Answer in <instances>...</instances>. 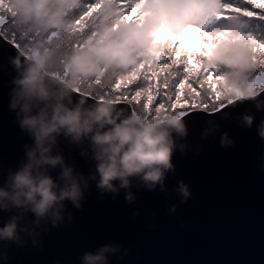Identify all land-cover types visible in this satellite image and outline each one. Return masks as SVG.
Here are the masks:
<instances>
[{
	"label": "clouds",
	"instance_id": "1",
	"mask_svg": "<svg viewBox=\"0 0 264 264\" xmlns=\"http://www.w3.org/2000/svg\"><path fill=\"white\" fill-rule=\"evenodd\" d=\"M219 7V0H140L139 18L125 21L114 6L105 5L93 26L77 33L73 21L81 0H5L0 8L24 37L22 52L9 60L15 74L8 107L31 142L24 144L23 158L0 184V211L8 213L0 224V264H9L13 246L30 243L42 249L41 237L74 222L68 204L83 208L93 186L100 198H115L123 191L127 204L137 199L133 189L168 191L165 181L175 172L174 154L190 147L187 121L171 110L147 115L139 107L127 112L108 91L89 85L108 83L154 58L186 26L201 24ZM204 51L206 64L224 77L226 98L254 101L256 110L264 111V101L249 90L254 65L247 43L225 34ZM90 93L94 100L86 98ZM241 119L247 128L255 123L264 140V118L256 123L254 114H244ZM212 134L207 128L201 133L205 139ZM62 143L90 162L87 173L69 162ZM219 143L228 149L234 140L221 132ZM259 168L264 171V154ZM172 191L181 203L192 195L183 180ZM175 211L172 204L169 212ZM128 251L112 241L83 251L78 261L112 264V257L119 260Z\"/></svg>",
	"mask_w": 264,
	"mask_h": 264
},
{
	"label": "water",
	"instance_id": "2",
	"mask_svg": "<svg viewBox=\"0 0 264 264\" xmlns=\"http://www.w3.org/2000/svg\"><path fill=\"white\" fill-rule=\"evenodd\" d=\"M14 74L9 60L0 59V184L23 158L24 144L31 142L8 107ZM92 96L86 98L94 100ZM116 104L134 110L133 102ZM244 114H254L256 123L264 118V111H257L250 100L220 115L206 114L197 123L187 121L190 147L174 154L175 172L166 178L167 192L133 189L137 199L127 204L123 191L115 198H100L93 186L83 208L68 204L74 222L43 235L42 249L30 243L9 248V264H79L83 251L112 241L129 250L119 260L112 257V264H264V171L259 168L264 140L256 134L255 123L243 126ZM206 128L213 134L205 139L201 133ZM221 132L234 140L228 149L220 146ZM61 148L69 162L88 172L90 162L77 149L66 143ZM178 180L191 190L186 203L172 191ZM172 204L174 213L169 212ZM7 215L0 211V224Z\"/></svg>",
	"mask_w": 264,
	"mask_h": 264
},
{
	"label": "snow or ice",
	"instance_id": "3",
	"mask_svg": "<svg viewBox=\"0 0 264 264\" xmlns=\"http://www.w3.org/2000/svg\"><path fill=\"white\" fill-rule=\"evenodd\" d=\"M4 3L5 0H0V6ZM139 3L140 0H81V8L73 21L74 31L77 33L88 31L99 18L105 5L114 6L120 20L135 21L139 18L137 11ZM219 4V10L201 24L188 25L185 28L194 29L202 34L199 48L182 49L176 46L181 40L182 33L165 45L154 58L141 61L108 83L96 81L89 87L105 89L110 93L114 103L123 100L126 104H132L142 94H146L147 101H156L155 111L175 110L186 121L192 123L205 118L206 114L220 115L234 110L250 100L226 98L223 88L224 77L215 68L206 64L207 54L204 51L205 48L212 46L217 38L231 34L234 39L246 42L249 47L254 65L249 73L251 80L249 90L254 89L256 99L264 101V0H219ZM8 17V13L0 8L2 60H10L23 50L24 37L18 34ZM73 46L79 44L74 43ZM138 76L141 77L140 80H137ZM206 82L208 87L197 91L194 85ZM113 85L132 86L135 90L134 94H131L132 99H127L122 93L116 95L112 91ZM127 90L125 87L124 91ZM178 104H182L183 107H177ZM142 107L147 115H151L148 103H144Z\"/></svg>",
	"mask_w": 264,
	"mask_h": 264
},
{
	"label": "rangeland",
	"instance_id": "4",
	"mask_svg": "<svg viewBox=\"0 0 264 264\" xmlns=\"http://www.w3.org/2000/svg\"><path fill=\"white\" fill-rule=\"evenodd\" d=\"M8 19L10 20V17H8ZM201 37H202V34L200 32L195 31L194 29H191V28L185 29L184 32H183V35L181 37V40L179 41V44L181 46H184L183 48H188V49H191L193 47L199 48L200 45H201ZM138 79H141V77L138 76L137 80ZM143 86L146 87V85H143ZM125 87L128 89L127 91H124ZM195 87H197V91H201V90H203V88H206V87H204L201 84L196 85ZM112 91L116 95H120L122 93L125 97H127V99L130 100V99H132V95L131 94H134L135 90L130 85H123V86H120V87H117L116 85H113ZM154 95H156V94L154 93ZM181 95L183 97V92H181ZM144 103H148L149 104V112H150V114H153L155 112L156 101L155 100H153L151 102L147 101L146 94H142L140 97H138L136 100L133 101L134 110H136L139 107H142ZM177 107H183V105L182 104H178ZM169 110H171V109H169ZM172 111H175V110H172Z\"/></svg>",
	"mask_w": 264,
	"mask_h": 264
},
{
	"label": "trees",
	"instance_id": "5",
	"mask_svg": "<svg viewBox=\"0 0 264 264\" xmlns=\"http://www.w3.org/2000/svg\"><path fill=\"white\" fill-rule=\"evenodd\" d=\"M176 46H178V47H180V48H183L184 46H181L180 44H179V42H178V44L176 45ZM138 80H140V79H138ZM186 84H187V81H186ZM201 85H203L204 87H208V83L206 82V83H204V84H201ZM194 86H196V85H194ZM176 90H178V89H173V91H176ZM172 111V110H171Z\"/></svg>",
	"mask_w": 264,
	"mask_h": 264
}]
</instances>
